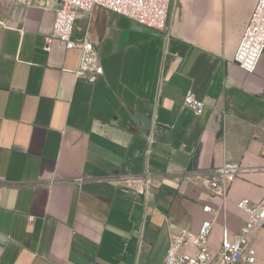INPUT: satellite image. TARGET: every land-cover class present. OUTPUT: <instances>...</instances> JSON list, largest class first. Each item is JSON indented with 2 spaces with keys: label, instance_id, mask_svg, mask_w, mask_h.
<instances>
[{
  "label": "crops",
  "instance_id": "obj_1",
  "mask_svg": "<svg viewBox=\"0 0 264 264\" xmlns=\"http://www.w3.org/2000/svg\"><path fill=\"white\" fill-rule=\"evenodd\" d=\"M257 2L174 0L168 37L82 12L73 38L104 69L91 84L79 49L45 50L54 0H0V264H162L172 234L209 220L218 251L224 229L239 231V202L264 197V54L254 73L234 63ZM226 163L242 173L214 197L202 180ZM147 173V195L120 182ZM250 246L264 264V229Z\"/></svg>",
  "mask_w": 264,
  "mask_h": 264
},
{
  "label": "built area",
  "instance_id": "obj_2",
  "mask_svg": "<svg viewBox=\"0 0 264 264\" xmlns=\"http://www.w3.org/2000/svg\"><path fill=\"white\" fill-rule=\"evenodd\" d=\"M17 4L31 6L35 0H10ZM55 19L51 33L45 37V50L50 51L54 41L60 42L67 50L79 49L81 58L76 76L94 84L104 75L98 51L93 42L86 38L76 41L73 38L74 26L80 13H90L94 8L107 9L118 15L135 20L140 25L170 34V24L174 0H54ZM264 54V0H258L250 22L244 30L234 55V63L248 73H254ZM184 105L195 116L203 114L205 104L192 90L186 92ZM242 167L236 163L212 169L202 183L214 197L227 198ZM125 186L147 195L153 184L148 173L141 178L125 176L120 180ZM247 219L235 234L227 229L222 232L221 246L218 251L210 248L212 222H202L197 232L182 230L170 235V243L162 264H254L256 252L250 246V237L256 229H264V197L256 204L248 200L239 202ZM205 213L213 212L210 205L203 208ZM32 219V218H31ZM174 226L170 225V229Z\"/></svg>",
  "mask_w": 264,
  "mask_h": 264
}]
</instances>
